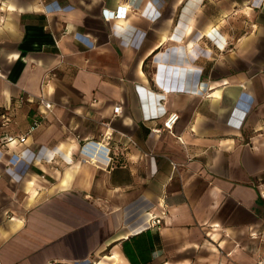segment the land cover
Masks as SVG:
<instances>
[{
  "label": "crops",
  "instance_id": "obj_1",
  "mask_svg": "<svg viewBox=\"0 0 264 264\" xmlns=\"http://www.w3.org/2000/svg\"><path fill=\"white\" fill-rule=\"evenodd\" d=\"M259 261L264 0H0V264Z\"/></svg>",
  "mask_w": 264,
  "mask_h": 264
},
{
  "label": "built area",
  "instance_id": "obj_2",
  "mask_svg": "<svg viewBox=\"0 0 264 264\" xmlns=\"http://www.w3.org/2000/svg\"><path fill=\"white\" fill-rule=\"evenodd\" d=\"M255 4L259 6L260 5V1L256 2ZM106 16H107V18H113V17L117 16V14L114 13V12H111V13H108V15H106ZM39 101L42 102L46 107H48V108L51 107V103L48 102V101H45L42 97H40ZM119 111H120V106H115L114 109H113V113L117 114V113H119ZM177 119H178V114L177 113H171L166 118V120L163 122L162 127L153 128L152 131H154L156 133L161 132V130L171 131L172 128H173V125L177 121ZM39 123H40V121H34L33 124L31 125L30 129H34L35 127H37L39 125ZM14 140H15V138L12 137V136H4L2 138V142L4 144L9 143V142H13ZM19 141L23 142L24 141V136L19 137ZM160 223H161V218L152 215V216H150L148 226L149 227H154V226L158 227L160 225ZM257 264H264V263L259 261Z\"/></svg>",
  "mask_w": 264,
  "mask_h": 264
}]
</instances>
